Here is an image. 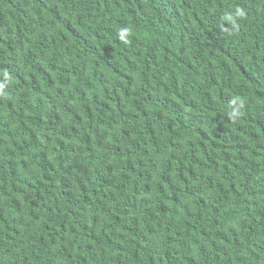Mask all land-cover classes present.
Listing matches in <instances>:
<instances>
[{
    "label": "trees",
    "instance_id": "obj_1",
    "mask_svg": "<svg viewBox=\"0 0 264 264\" xmlns=\"http://www.w3.org/2000/svg\"><path fill=\"white\" fill-rule=\"evenodd\" d=\"M0 264H264V0H0Z\"/></svg>",
    "mask_w": 264,
    "mask_h": 264
},
{
    "label": "clouds",
    "instance_id": "obj_2",
    "mask_svg": "<svg viewBox=\"0 0 264 264\" xmlns=\"http://www.w3.org/2000/svg\"><path fill=\"white\" fill-rule=\"evenodd\" d=\"M120 38H121L122 40L125 38V37H124V33H123V31L121 32Z\"/></svg>",
    "mask_w": 264,
    "mask_h": 264
}]
</instances>
